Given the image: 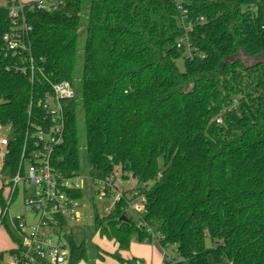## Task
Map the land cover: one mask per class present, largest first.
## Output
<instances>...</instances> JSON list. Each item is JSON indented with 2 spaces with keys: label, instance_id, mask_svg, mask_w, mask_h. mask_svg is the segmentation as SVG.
<instances>
[{
  "label": "trees",
  "instance_id": "1",
  "mask_svg": "<svg viewBox=\"0 0 264 264\" xmlns=\"http://www.w3.org/2000/svg\"><path fill=\"white\" fill-rule=\"evenodd\" d=\"M84 7L67 0L26 12L34 64L44 73L32 82L6 68L3 35L12 25L0 6V124L12 128V172L33 125L46 121L37 99L50 82L74 83ZM183 7L193 23L191 56L177 46L185 33L177 0H90L81 87L90 168L101 177L119 165L138 180L145 222L162 245L177 247V259L162 264H264V0ZM77 105L65 103L64 142L53 155L65 175L80 170ZM3 187L0 220L14 247L0 260L21 241L4 211L11 186ZM94 226L120 249L154 240L122 205L104 216L95 208ZM69 246V264L88 258L85 240L71 235Z\"/></svg>",
  "mask_w": 264,
  "mask_h": 264
},
{
  "label": "built area",
  "instance_id": "2",
  "mask_svg": "<svg viewBox=\"0 0 264 264\" xmlns=\"http://www.w3.org/2000/svg\"><path fill=\"white\" fill-rule=\"evenodd\" d=\"M8 16L11 29L3 35V55L10 61L6 68L9 71L29 75L33 82L37 71L34 57L31 53L29 33L31 26L27 22V11H53L66 4L67 0H7ZM184 0H177L178 7L183 12L185 33L178 41L179 48H185L186 54L191 56L194 47L189 38V31L193 23L188 20V10L183 7ZM199 21H204L200 16ZM45 77V76H44ZM51 89L36 103L42 107L46 121L34 124L31 137L32 142L23 145L18 168L12 172L6 168L5 158L10 137L0 138V185L11 186L7 197L5 213L11 214L13 194L22 193V212L12 215L11 222L21 238L15 245V252L10 256L9 264H69V237L73 235V228L69 224L81 223L83 214L80 200L83 197L82 186L87 179L92 187H96L98 200L110 198L113 205L108 209L110 213L117 205L122 209L131 210L138 216L139 225L145 227L157 240L161 250V262L177 259L176 244L162 245L160 238L145 222L147 213V199L141 192V186L136 178L115 165L105 176H95L90 168L87 175L80 170L70 175L63 174L55 165L53 155L57 147L63 144L66 125L65 103L75 99L74 83L71 80L50 82ZM29 106V111L32 109ZM29 132V131H28ZM29 134V133H27ZM10 170L11 176H4ZM157 177H162L159 172ZM32 189L28 190L27 186ZM82 195H78V193ZM15 217L16 220L14 219ZM3 222L0 220V228ZM147 243V240L144 241ZM140 264H154L151 261H141Z\"/></svg>",
  "mask_w": 264,
  "mask_h": 264
},
{
  "label": "rangeland",
  "instance_id": "3",
  "mask_svg": "<svg viewBox=\"0 0 264 264\" xmlns=\"http://www.w3.org/2000/svg\"><path fill=\"white\" fill-rule=\"evenodd\" d=\"M7 0H0V6H7ZM84 10L82 12L81 20V36L79 42V51L77 54L76 67L73 73L74 77V91L77 100V126L79 128L81 136L80 145V172L87 175L90 171L89 156L86 148V127L84 123V115L82 110V97H81V87H82V73H83V44L86 36V26H87V12L90 6V0H84ZM179 63L182 65V61ZM12 128L10 126H3L0 124V138L11 137ZM1 162V161H0ZM4 176L10 177L11 171L7 170L4 172ZM138 181V180H137ZM2 185H0V192H2ZM28 190L32 189L31 185L27 186ZM96 187H92L90 182L85 179L84 185L82 186L83 197L80 200L81 211L83 214V219L81 223L69 224L73 228V235L77 241L85 240L89 246L88 258L83 260L80 264H129L128 261H132L134 264H140L141 261L147 260L154 264H159L161 262V250L158 246L157 240L140 242L133 239L129 249H120L118 244L113 240H109L107 237L101 235L99 231L96 230L94 226V214L95 208L99 211L101 216L106 215L109 208L112 207L113 201L110 198H105L104 200H98L95 194ZM6 194V193H5ZM22 193H17L13 204L11 206V212L15 215H19L22 212ZM11 213V214H12ZM130 216L138 221V216L133 211L128 212ZM11 220V217H9ZM4 226V225H3ZM0 237L4 234L3 239L10 242V236L5 227L0 229ZM15 232L17 230L15 229ZM12 248V247H10ZM9 248V250H10ZM8 251V250H7ZM6 251V252H7ZM113 254H118L122 258L120 261ZM10 256L5 254V257L0 261V264H9Z\"/></svg>",
  "mask_w": 264,
  "mask_h": 264
},
{
  "label": "crops",
  "instance_id": "4",
  "mask_svg": "<svg viewBox=\"0 0 264 264\" xmlns=\"http://www.w3.org/2000/svg\"><path fill=\"white\" fill-rule=\"evenodd\" d=\"M26 1H28V0H26ZM22 201H23V198H22ZM13 204V203H12ZM22 205V204H21ZM0 213H1V208H0ZM12 213V212H11ZM12 215H15V214H9V217H14V216H12ZM2 227H4V226H2ZM1 229V228H0ZM1 231V230H0ZM2 236H4V234L3 235H1V237H0V252H6L7 250H9V248L10 247H14V243H13V241H12V239L10 238V242L11 243H9V241H5L4 239H3V237ZM11 249V248H10ZM5 257V255L3 256V258ZM1 261V260H0ZM160 264V263H159Z\"/></svg>",
  "mask_w": 264,
  "mask_h": 264
},
{
  "label": "water",
  "instance_id": "5",
  "mask_svg": "<svg viewBox=\"0 0 264 264\" xmlns=\"http://www.w3.org/2000/svg\"><path fill=\"white\" fill-rule=\"evenodd\" d=\"M122 219H123V220H127V218H126L125 216H124V217H122Z\"/></svg>",
  "mask_w": 264,
  "mask_h": 264
}]
</instances>
